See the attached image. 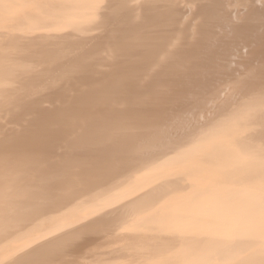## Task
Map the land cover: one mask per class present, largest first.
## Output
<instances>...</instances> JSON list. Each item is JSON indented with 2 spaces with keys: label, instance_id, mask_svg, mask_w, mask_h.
I'll list each match as a JSON object with an SVG mask.
<instances>
[{
  "label": "bare ground",
  "instance_id": "bare-ground-1",
  "mask_svg": "<svg viewBox=\"0 0 264 264\" xmlns=\"http://www.w3.org/2000/svg\"><path fill=\"white\" fill-rule=\"evenodd\" d=\"M0 264H264V0H0Z\"/></svg>",
  "mask_w": 264,
  "mask_h": 264
}]
</instances>
